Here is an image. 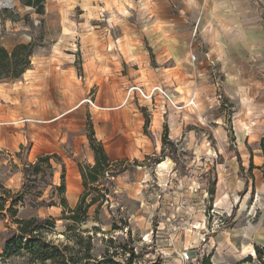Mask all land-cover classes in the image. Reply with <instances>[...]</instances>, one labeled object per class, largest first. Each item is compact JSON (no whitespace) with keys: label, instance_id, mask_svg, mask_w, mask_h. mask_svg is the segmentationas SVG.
<instances>
[{"label":"rangeland","instance_id":"rangeland-1","mask_svg":"<svg viewBox=\"0 0 264 264\" xmlns=\"http://www.w3.org/2000/svg\"><path fill=\"white\" fill-rule=\"evenodd\" d=\"M1 1L0 44L5 45L7 50H10V46L13 45L14 41L23 37L24 44L34 45V53L31 58L30 72L17 80L0 83L1 99L9 101V104L16 108V114L8 123L9 127L17 132L18 138H25L23 148L17 150L8 147L0 148V185L13 193L18 192L24 182L23 165L34 162V158L43 155V152L46 151L48 147L46 143L30 140L29 133L36 125L57 131H66L68 128L77 130L80 141L75 149L67 148L64 144L61 151L56 154L61 160V166L51 161L54 168L53 178L50 179L46 176L44 182L39 180L35 183L36 188L43 189L38 201H47L52 186H58L60 178L63 176L64 198L67 209L64 210L58 200L55 199L56 205L53 207L31 210L24 204L19 206L17 213L18 219L46 218L53 220L54 227L43 234L45 240L55 245H68L65 234L68 223L62 219V216L76 206L83 188L79 185L74 195L75 199L74 197L71 200L68 199V196H66L67 171L70 169L78 174L79 164L91 166L94 163L93 153L86 137L87 120H89L95 132L99 130L100 126L101 129H104L105 126L101 124V120L117 121L116 115L119 110L106 112L95 109L89 110L87 106L81 105L57 121H51L58 115L63 114L64 111L60 110L61 105L59 103L61 100L53 88L48 70L42 73L38 72L42 69H48L50 65L61 67L62 64L57 57L69 58L65 53L72 54L71 52L76 50L72 43L70 47H64L72 51L63 50L57 45L62 23L65 24V27L62 28L63 32L69 28V25L75 24L77 27L84 29L83 33H88L87 31L91 30L89 23L95 22L97 19L106 26L108 25L107 22H103L106 17L103 19L97 15L105 10L106 14L110 16V25L118 27L120 21L117 16L120 12H124L121 4L123 0H45L42 15L37 14L32 8L24 7L19 0H13L11 8L2 6ZM110 1L113 8L109 4ZM179 14L186 13L181 12ZM261 20L262 25H264V13L261 14ZM116 27H114V31H116ZM113 30H111V33H113ZM69 34L70 36L73 35V33ZM247 34H249V40L259 38L256 34ZM75 39L77 41H74V44H77L78 37L76 36ZM109 45L112 48L111 40ZM106 49V47L103 48L104 51ZM111 54L112 58L109 63L116 66L119 58L113 52ZM74 55L76 70L73 74V81L81 90L75 105L78 104L81 98L96 94L97 105L102 107L116 106L118 103L104 102L106 96L100 80L95 81L93 85L88 87L90 74L87 65L82 67L83 61L78 57V52L75 51ZM55 70L60 71V69ZM40 74H46L47 79H40ZM121 75H124L122 69H120V74L118 73L117 77L114 78L113 84H115L117 78H121ZM223 80L224 75L221 74L220 70L216 69V71L211 72L212 84L218 81L223 82ZM36 82H39V84H35ZM254 82L255 96L264 97V70H258ZM42 83L45 86L48 85V87H42ZM4 92L11 93L14 97L9 98ZM190 99L191 97H188L184 102L186 103ZM119 100L121 101V91ZM194 101L198 104L197 99H194ZM213 101L215 99L211 85L209 96L205 99L206 108L202 109L199 105L198 108L206 117L208 114L216 115L220 112V108L224 109L228 139L227 143L223 144L218 139L215 140L211 129H209L210 127L206 128L207 136L204 137L205 140L202 142L201 147L204 148V154L210 156L207 162L205 160H202V162L200 160L195 161V159L190 160V156L185 153L189 150L184 147V150H182V147L177 144L174 159L171 160L169 157H165L162 159L164 162H159L158 167L163 168L162 171L156 169L157 163L151 158L136 160L139 166H132L135 160L123 159L129 164L126 171L113 179L106 176L102 181L108 190V201L104 202L97 211V205L91 207L88 211V220L79 227L84 238L89 235L92 239L93 250L91 251L89 264H103L105 255L112 256L119 264H126V260L129 258L127 252L131 248L134 252L131 264H180L178 255L183 248L184 241L188 238H192V251L198 250L199 254L202 253L204 263L206 260L210 263L211 260L214 264H264V193L261 194L259 191L256 197L254 196L255 202L257 201L256 207H249L248 202L252 199H248L247 207L242 211L238 205H235L234 201L224 205L220 193L217 194L216 192V174H219L220 179L223 168L220 166L217 170L216 167L222 161L219 158L221 156L215 157V160L212 156L216 155L214 151L222 153L225 150V152L230 151L233 153L235 151L233 144L235 143L233 131L228 127V122L230 123L232 120V104L224 101L226 106L221 104L218 108ZM99 102H103L105 105H101ZM189 109L192 111L191 108ZM189 109L184 108L181 113L186 116ZM189 114V117L193 116L197 119L196 115ZM144 117L147 119L145 114ZM23 118L30 119V125L23 126L19 122ZM207 125L212 126L214 123H208ZM240 130L237 128L236 133L240 134ZM261 130H264V128ZM251 131V141L258 140L260 132H256V128ZM256 149H259V143L256 144ZM30 155L34 156L31 161ZM156 156L160 157V152ZM223 163L221 162V164ZM120 168L116 167L115 172ZM170 168H172L170 173L172 180L165 185L164 181L161 180L165 178L164 176ZM205 168H207V172L201 174L200 170H205ZM261 169V175L256 172L257 186L264 191V166ZM115 172L113 171V173ZM158 173H162L164 176L160 175L159 177ZM159 178L161 179L159 180ZM201 182L205 183L206 193H203V196L206 194V198L202 204L196 205V202L199 201L198 196L202 194L199 193L200 189L197 192H194V190L197 185L200 186ZM44 185H46L45 188L42 187ZM211 188L213 189L212 196L209 194ZM197 194L198 196L195 197L194 195ZM239 195H241V199L244 197L243 193ZM123 220L127 221L128 228L123 224ZM198 222L201 224L200 228L197 230L192 229V226H197ZM93 227L98 228L99 231L95 232ZM15 228L8 215L0 216V254L3 253L6 246L9 231L15 230ZM203 234H205L206 242L202 244L200 239ZM128 237L130 241H128ZM208 242L213 243L214 247L212 248L210 244L207 245ZM246 243L252 244L253 248L256 246L262 248L260 257H255L253 248L249 245L245 246ZM251 250V253L246 254ZM0 264L27 263L24 256L15 255L6 259L4 263L0 261Z\"/></svg>","mask_w":264,"mask_h":264},{"label":"crops","instance_id":"crops-1","mask_svg":"<svg viewBox=\"0 0 264 264\" xmlns=\"http://www.w3.org/2000/svg\"><path fill=\"white\" fill-rule=\"evenodd\" d=\"M109 4L112 6L111 1ZM121 4L124 12L117 16L120 21L118 27L110 25V16L105 10H102L103 15L101 12L97 15H101L103 19L106 17L103 22H107L108 27L97 19L89 23L92 31H87L88 33H83L84 29L75 24L69 25L63 32L65 24L62 23L57 45L63 50L72 51L64 48L70 47L72 43L76 50H73L72 54L65 53L69 58L57 57L61 67L50 65L48 69L38 72L48 70L53 88L61 100L60 110L64 111L51 121H57L81 106L79 103L83 98L75 105L81 93L79 86L73 81L76 51L83 61L82 67L87 65L90 74L88 87L100 80L106 96L104 102L118 103L114 107L99 106L96 94H92L99 108L95 110H119L117 121L101 120L104 129L100 126L99 130L94 132L110 161H136L156 155L161 150V135L163 127L166 126L168 138L176 145L179 144L182 150L183 147L189 150L185 153L190 156V160L207 162L210 156L204 154V148L201 147L204 137L207 136L206 128L210 127L215 140L218 139L224 144L228 139L224 109L220 108L216 115L208 114L206 117L198 108H206L205 99L208 98L212 85L211 72L218 69L224 75L222 93L225 103L227 101L232 104V120L228 122V127L233 131L235 151H214L217 157L221 156L219 158L225 166L221 180L219 174H216V192L220 193L224 205L234 201L243 211L247 207L248 199H252L248 206L256 207L254 196L256 197L259 191L264 193L262 188L257 186L256 175V172L261 175L260 171L264 166L261 151L256 149V144L264 136V130H261L264 128V97L255 96L254 82L258 70H264V25L261 20L264 0H123ZM181 12L186 14H179ZM114 27L116 31L113 30ZM69 33L73 35L70 36ZM247 33L256 34L259 38L249 40ZM76 36L78 43L74 44V41H77ZM22 38L14 41L10 50L16 44L24 43ZM110 40L112 48L109 45ZM0 47L7 50L3 44H0ZM105 47L106 51L103 50ZM111 52L119 58L116 66L109 63ZM191 56H195V61L190 60ZM120 69L124 71V75L117 78L113 84L114 78L120 74ZM30 71L27 70L22 76ZM40 79H47L46 74H40ZM129 84L140 85L145 90L164 88L169 91L175 102L184 103V107L188 109L190 100L186 103L184 101L191 97L196 110L189 109L188 112L196 115L197 119L189 117V113L184 116L180 110L172 107L165 110L163 102L158 98L154 104L137 99L124 101V89ZM42 87L48 85L42 83ZM4 94L9 98L14 97L11 93ZM194 99H197L198 104ZM9 103L0 97V148L17 150L23 147L25 138H18L17 132L9 127V121L16 114V108ZM99 103L105 105L103 102ZM213 103L215 104V101ZM144 114L148 120L147 134L144 133ZM212 122L214 125H207L213 124ZM237 128L241 129L240 134L236 133ZM254 128L260 133L258 140L251 141V130ZM29 137L33 142H44L48 145L43 155L58 154L64 144L67 148L75 149L80 141L77 130L68 128L66 131H57L37 125L32 128ZM31 155L30 161L34 158ZM250 164L253 166L251 172ZM156 169L162 171L163 168ZM206 169H201V174L206 173ZM158 175L164 176L162 173ZM161 181L165 182V178ZM79 185V171L76 174L69 169L66 174V193L69 186L76 192ZM200 186L199 193L202 195H194L199 199L196 205L202 204L206 198V194L203 196V193H206L205 183L201 182ZM241 193L244 194L242 199L239 195ZM191 239L185 240V244L191 246ZM209 244L210 242L207 245ZM210 245L214 247L213 243ZM244 245L253 248L252 244Z\"/></svg>","mask_w":264,"mask_h":264},{"label":"trees","instance_id":"trees-1","mask_svg":"<svg viewBox=\"0 0 264 264\" xmlns=\"http://www.w3.org/2000/svg\"><path fill=\"white\" fill-rule=\"evenodd\" d=\"M44 1L19 0L21 5L34 9L40 15L44 13ZM33 53L34 45L30 43H18L10 51L0 47V83L16 80L29 70ZM147 127L148 120L145 119V134H147ZM86 133L89 147L93 153L94 163L91 166L78 165L83 191L78 198L76 206L62 216V219L68 223L65 234L69 244L55 245L45 240L43 234L48 229L54 227L53 220L46 218H17L18 208L24 204L31 210H40L55 206V199H57L62 208L64 210L67 209L64 198L65 186L63 176L60 178V184L58 186H52L48 200L38 201L43 189L36 188L35 183L39 180L44 182L46 176L50 179L53 178L54 168L51 161L61 166V160L56 154L40 155L34 162L23 165L22 173L24 182L18 192L13 193L0 185V216L4 217L5 214L8 215L16 227L15 230L9 231L6 246L3 253L0 254L1 262L4 263L6 259L17 255L24 256L27 264H89L91 251L93 250L92 239L89 235L84 238L79 227L88 220V211L91 207L97 205V211L102 207L104 202L108 201V190L102 181L106 176H110L113 179L117 175L122 174L129 167V164L125 160H109L102 143L95 138L94 130L89 120L86 123ZM259 150L264 158V136L259 142ZM176 151V144L168 138V129L164 126L161 135L160 157L152 155L147 159L151 158L155 163L159 164L165 157L173 160ZM132 166H139V164L134 161ZM116 167L121 168L115 172ZM252 169L253 166L250 164L249 171L251 172ZM42 187L45 188L46 185ZM209 194L212 196V188ZM123 224L128 228L126 220H123ZM93 230L95 232L99 231L96 227H93ZM128 241H130L129 237ZM109 242L111 243V241ZM261 250L262 248L254 247V256L260 257ZM251 252L252 250L246 252V254ZM127 254L129 258L126 260V264H131L134 258L132 248L128 250ZM205 263L207 264L209 262L206 260ZM103 264L119 263L112 256L105 255Z\"/></svg>","mask_w":264,"mask_h":264},{"label":"built area","instance_id":"built-area-1","mask_svg":"<svg viewBox=\"0 0 264 264\" xmlns=\"http://www.w3.org/2000/svg\"><path fill=\"white\" fill-rule=\"evenodd\" d=\"M0 9H2V8L0 7ZM5 9H7V8H5ZM100 14L103 15V12H101ZM195 28H194V32L196 33ZM27 39L30 40V38H28V37H27ZM190 60L195 61V56H191ZM212 88H213L214 99L216 102L215 105L220 106L222 104L223 106H226L224 103L225 100H224V96L222 93V81H218L216 83L214 82L212 84ZM156 98H158L159 100H161L163 102L165 110L168 107H172V108H175V109L180 110V111H182V109L185 108L184 103L175 102V100L173 98L169 97V92L166 89L161 88V87H157V88H154L151 90H145L140 85L129 84L124 89V101L137 99V100H142V101L148 102L150 104H152V103L154 104ZM79 105H85V106H87L88 109H99L98 106H96L92 95H87L85 98H83L80 101ZM188 105H189L188 107L191 108L192 111L196 110L195 103L193 102L192 98L190 99ZM20 122L22 123V125L29 124L30 119L23 118L20 120ZM212 157H214L213 159L215 160V157H217V155H214ZM220 166L223 168V170L225 169V166L223 163V164H220L219 166L216 165L217 170H218V167H220ZM156 167H158V164L156 165ZM171 170H172V168H170L166 172L165 182H164L165 185L167 183H170L172 180L171 174H170ZM199 187L200 186L197 185L194 192H197V190L200 189ZM200 225L201 224H199V222H198L197 226H192V229L197 230L200 228ZM204 236H205V234H203L202 238L200 239V243H202V244L206 242ZM201 254H199L198 250L192 251L191 246H189L188 244L186 245L185 241H184L183 248L181 249V252H179V255H178L179 256V263L180 264H206L202 261L203 257ZM207 264H214V263L210 260V263H207Z\"/></svg>","mask_w":264,"mask_h":264},{"label":"bare ground","instance_id":"bare-ground-1","mask_svg":"<svg viewBox=\"0 0 264 264\" xmlns=\"http://www.w3.org/2000/svg\"><path fill=\"white\" fill-rule=\"evenodd\" d=\"M12 2H13V0H2L1 4H2V6L11 8ZM169 97L172 98L170 93H169ZM19 122H20V120H19ZM74 195H75V190L73 188H71V186H69L68 189H67L68 199H70V200L73 199Z\"/></svg>","mask_w":264,"mask_h":264}]
</instances>
